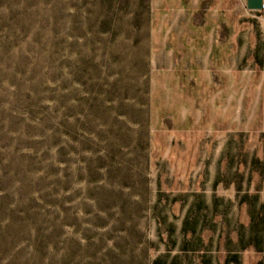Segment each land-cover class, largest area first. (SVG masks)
I'll use <instances>...</instances> for the list:
<instances>
[{
    "label": "rangeland",
    "instance_id": "rangeland-1",
    "mask_svg": "<svg viewBox=\"0 0 264 264\" xmlns=\"http://www.w3.org/2000/svg\"><path fill=\"white\" fill-rule=\"evenodd\" d=\"M0 0V264H264V8Z\"/></svg>",
    "mask_w": 264,
    "mask_h": 264
},
{
    "label": "water",
    "instance_id": "water-1",
    "mask_svg": "<svg viewBox=\"0 0 264 264\" xmlns=\"http://www.w3.org/2000/svg\"><path fill=\"white\" fill-rule=\"evenodd\" d=\"M245 7L248 10H260L264 8V0H246Z\"/></svg>",
    "mask_w": 264,
    "mask_h": 264
}]
</instances>
